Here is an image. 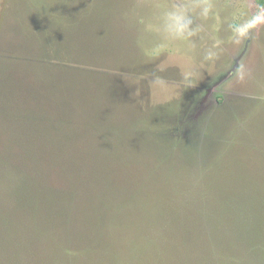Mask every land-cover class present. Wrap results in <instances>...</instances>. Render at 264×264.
<instances>
[{
    "label": "rangeland",
    "instance_id": "obj_1",
    "mask_svg": "<svg viewBox=\"0 0 264 264\" xmlns=\"http://www.w3.org/2000/svg\"><path fill=\"white\" fill-rule=\"evenodd\" d=\"M178 3L211 11L174 40ZM259 6L0 0V264H264V25L230 29ZM47 198L77 201L72 231L43 233ZM101 204L123 222L95 234Z\"/></svg>",
    "mask_w": 264,
    "mask_h": 264
},
{
    "label": "trees",
    "instance_id": "obj_2",
    "mask_svg": "<svg viewBox=\"0 0 264 264\" xmlns=\"http://www.w3.org/2000/svg\"><path fill=\"white\" fill-rule=\"evenodd\" d=\"M259 1L262 5L264 4V0H259ZM9 176L13 177L14 174H12V175L9 174ZM14 179L16 180L17 177H14ZM43 196H44V194H42V197ZM52 199H56V198H47V199L40 201V204L44 205L45 209L37 215L40 218L48 217L43 233H46L47 235L55 238L54 235H56V233H58V232L66 234L68 230H70V231L73 230V228L75 226V209H76L77 201L75 203V206L71 203L68 205H64L62 207H58V205H57L58 202H56ZM103 205L104 204L100 205L98 210H96V212L93 214L91 219L84 226V227H86V229L92 231L95 234L98 233L99 231L108 232V231H110V228L113 226L120 227L122 222H123L122 220H120L118 222L115 221V217H116V213H117L116 210L112 211V215H111L109 210L107 212L102 211L100 208ZM234 205H236V201L234 199H231V201H224V203L221 205L222 207L217 209V211L215 213L207 214V215H205V217H202L200 219L204 218L205 220L210 221V218H211L214 220V223L212 225L217 226L221 222V220L224 218V215L226 212H230V213L234 212L233 211ZM30 209H31V207L29 208V210ZM53 215H57V217H55ZM181 217L182 216L179 214H176L174 216V219H176V226L178 227L179 230L185 229L186 228L185 226L187 225V224L182 223L183 218H181ZM209 227L211 228V225ZM188 241H189V239L187 240V242H185V244H187ZM93 243H95V242L91 241V242H89V244L85 245L84 248L81 246V247H79L78 250L67 249L66 251L69 254H77V252H79V251L89 250L87 248H89ZM204 244L207 245L205 242H204ZM250 244H259V241L254 240ZM68 247H70V246H68ZM208 249L211 253V256L209 258L210 259L212 258L213 261H216V259H218L219 257H220V259L223 258L221 253L214 251L213 246L208 245ZM213 264H215V262Z\"/></svg>",
    "mask_w": 264,
    "mask_h": 264
},
{
    "label": "clouds",
    "instance_id": "obj_3",
    "mask_svg": "<svg viewBox=\"0 0 264 264\" xmlns=\"http://www.w3.org/2000/svg\"><path fill=\"white\" fill-rule=\"evenodd\" d=\"M198 8V15L207 17L211 11L210 4L189 5L178 3L162 15V32L166 38L179 40L192 37L196 29L193 26V14ZM264 25V6H259L246 19L239 23L231 24L230 29L233 42L239 43L242 39L248 38L253 29ZM217 55L216 51L209 49L204 56L205 60H212ZM243 79V72H241Z\"/></svg>",
    "mask_w": 264,
    "mask_h": 264
}]
</instances>
